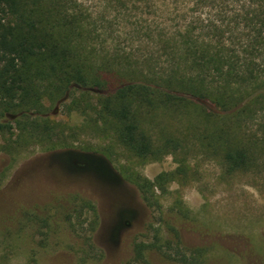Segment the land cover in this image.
<instances>
[{
  "label": "rangeland",
  "instance_id": "374dc122",
  "mask_svg": "<svg viewBox=\"0 0 264 264\" xmlns=\"http://www.w3.org/2000/svg\"><path fill=\"white\" fill-rule=\"evenodd\" d=\"M119 1L78 0L94 21L96 59L162 74L171 35L160 32L182 25L172 11L180 5ZM60 104L47 105L57 138L0 152V264H128L135 243L151 247L149 264H264V151L249 170L227 174L198 112L157 111L142 117L155 149L168 138L179 145L139 159L112 122ZM260 119L247 128L262 140Z\"/></svg>",
  "mask_w": 264,
  "mask_h": 264
},
{
  "label": "trees",
  "instance_id": "16d2710c",
  "mask_svg": "<svg viewBox=\"0 0 264 264\" xmlns=\"http://www.w3.org/2000/svg\"><path fill=\"white\" fill-rule=\"evenodd\" d=\"M168 1L180 5L172 11L183 23L160 32L171 36L168 65L158 75L123 73L97 60L94 21L78 0H0V152L57 138L47 105L62 102L94 123L112 122L118 142L139 159L179 145L168 138L156 150L144 114L198 112L207 124L201 136L221 154L225 172L249 170L264 151V137L247 128L260 115L264 130V0H190L187 12V0L127 2L153 8ZM150 249L135 243L128 264H149Z\"/></svg>",
  "mask_w": 264,
  "mask_h": 264
}]
</instances>
